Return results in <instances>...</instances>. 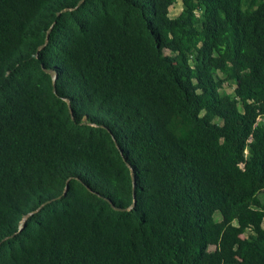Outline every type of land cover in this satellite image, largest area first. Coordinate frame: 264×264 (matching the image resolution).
I'll return each mask as SVG.
<instances>
[{
	"label": "trees",
	"instance_id": "trees-1",
	"mask_svg": "<svg viewBox=\"0 0 264 264\" xmlns=\"http://www.w3.org/2000/svg\"><path fill=\"white\" fill-rule=\"evenodd\" d=\"M80 1L0 0V264H264V0Z\"/></svg>",
	"mask_w": 264,
	"mask_h": 264
},
{
	"label": "water",
	"instance_id": "water-1",
	"mask_svg": "<svg viewBox=\"0 0 264 264\" xmlns=\"http://www.w3.org/2000/svg\"><path fill=\"white\" fill-rule=\"evenodd\" d=\"M83 1L84 0H81L80 2H79V4H81V3H83ZM66 10H69V8H65V9H63V11H66ZM47 70V72L51 75V77H52V79H53V83H54V90L56 91L57 89H56V82H57V79H58V74H57V72L55 71V70H52V69H46ZM69 102V101H68ZM69 106H70V108H71V103L69 102ZM117 144V143H116ZM119 146V148L121 149V146L120 145H118ZM132 179H133V194H134V197L136 196V186H135V181H136V179H135V177H134V174L132 173ZM107 200L111 203V205H112V207L113 208H115V209H117V210H127L128 209V207H119V206H117L110 198H108L107 197ZM51 201V200H50ZM48 203V202H47ZM44 206V204H42L38 209H36L35 211H37V210H40L42 207ZM35 211H33V212H31V213H29L28 214V216H30V215H33L34 213H35ZM27 216V217H28ZM27 217H25L24 218V220L23 221H21L20 222V225H19V228L20 229H23L24 228V226H25V220L27 219Z\"/></svg>",
	"mask_w": 264,
	"mask_h": 264
},
{
	"label": "rangeland",
	"instance_id": "rangeland-1",
	"mask_svg": "<svg viewBox=\"0 0 264 264\" xmlns=\"http://www.w3.org/2000/svg\"><path fill=\"white\" fill-rule=\"evenodd\" d=\"M182 4L180 2L176 3L170 10V14L172 17L177 16V14L181 11ZM226 89L228 92L232 93L234 91V86H226ZM216 219L220 220L221 219V213L217 212L216 213Z\"/></svg>",
	"mask_w": 264,
	"mask_h": 264
}]
</instances>
